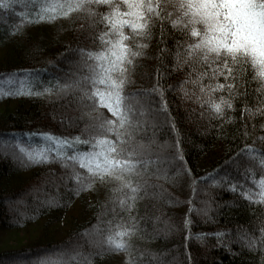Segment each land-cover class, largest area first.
I'll use <instances>...</instances> for the list:
<instances>
[{"label": "trees", "instance_id": "16d2710c", "mask_svg": "<svg viewBox=\"0 0 264 264\" xmlns=\"http://www.w3.org/2000/svg\"><path fill=\"white\" fill-rule=\"evenodd\" d=\"M5 2L9 7H0V264H127L129 256L133 264H264V202L244 195L257 193L255 181L264 176L259 162L264 82L245 71L231 89L201 92V84L224 77L194 83L201 67L180 65L176 56L191 40L171 18L154 19L151 36L144 38L148 46L135 57L126 86L139 93L133 99L145 108L136 140L146 146L148 162L139 179L148 184L130 210L121 208L113 191L119 181L96 180L77 191L75 173L87 176L78 163L64 162L51 150L52 158L42 162L28 161L20 152L21 145L52 148L35 138L57 147L44 133L90 140L91 118L99 113L111 118L104 107L86 106L90 102L81 100L80 89L58 90L87 74L79 49L95 50L99 42L93 33L103 26L94 29L81 13L25 20L54 0ZM221 96L232 103L223 106V115L211 107ZM63 147L71 155L91 144ZM118 224L135 226L126 237L132 247L107 251L103 241ZM10 232L22 233L24 240L4 245Z\"/></svg>", "mask_w": 264, "mask_h": 264}, {"label": "snow or ice", "instance_id": "6c2138e0", "mask_svg": "<svg viewBox=\"0 0 264 264\" xmlns=\"http://www.w3.org/2000/svg\"><path fill=\"white\" fill-rule=\"evenodd\" d=\"M101 5L108 10L99 11ZM0 7L7 8L9 3L0 0ZM73 13L83 14L94 29L102 25L103 30L97 29L98 35L93 33L94 39L99 42L95 50L79 49L87 74L70 84L59 85L58 90L78 88L82 93L81 100L86 98L90 102L86 106L104 107L112 116L108 118L99 113L91 118L90 140L81 141L79 136L57 138L44 133V136L55 141L57 147L29 149L21 145L20 152L26 154L28 161L42 162L52 158L47 154L51 150L56 152V158L64 162L78 163L87 170V176L82 178L81 173H75V178L80 181L77 191L91 188L96 180L111 178L119 181L113 189L119 195L114 199L118 200L121 208L130 210L139 198L138 193L148 184L147 180L139 179L148 161L143 159L146 146L136 140L144 123L145 108L139 100L133 99L139 93L127 92L126 86L131 82L129 68L133 66L135 57L144 55L142 49L148 46L144 38L151 36L154 19L171 18V25L178 26L186 40H191L179 46L176 56L180 65L191 62L201 67L194 83L204 77L210 80L216 76L224 77L223 82L216 80L215 83L200 85L201 92L207 89L211 93L225 87L231 89L238 74L245 71L253 80L264 82V0H54L41 4L35 16H25V20L71 18ZM181 55L183 60L180 59ZM204 65L209 70H205ZM81 81L91 87H84ZM261 87H264V83ZM44 91L50 92L52 89L46 88ZM144 91L146 93L148 90ZM224 105L232 107L231 101H226L223 96L219 102L211 103L219 115H223ZM74 142L91 144V148L67 155L63 146L74 147ZM259 162L264 165V159ZM255 183L259 191L255 194L245 192L244 195L264 202V176ZM115 229L103 241L108 245L106 250L131 249L126 237L136 231L135 226L118 224ZM126 260L127 264H133L131 256ZM40 264L49 262L45 260ZM56 264L63 262L57 260Z\"/></svg>", "mask_w": 264, "mask_h": 264}, {"label": "rangeland", "instance_id": "374dc122", "mask_svg": "<svg viewBox=\"0 0 264 264\" xmlns=\"http://www.w3.org/2000/svg\"><path fill=\"white\" fill-rule=\"evenodd\" d=\"M35 141L36 142H38V144L39 145H41V146H45V145H47L48 144V146L49 147H52V148H54L53 146H51V144H50V142H44V141H41L40 139H38V138H35ZM0 237H2V236H0ZM21 239H23V235H22V233H20V232H17L16 234H11V232H10V234H6V236H4V242H3V244L5 245V243H6V241L8 240H10V243L11 244H17V242L19 241V240H21ZM24 240V239H23ZM23 243V242H22Z\"/></svg>", "mask_w": 264, "mask_h": 264}]
</instances>
